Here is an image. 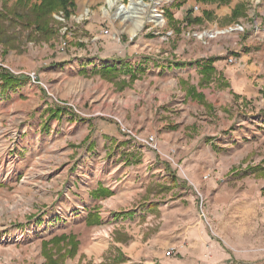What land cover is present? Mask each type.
<instances>
[{"label":"rangeland","instance_id":"obj_1","mask_svg":"<svg viewBox=\"0 0 264 264\" xmlns=\"http://www.w3.org/2000/svg\"><path fill=\"white\" fill-rule=\"evenodd\" d=\"M3 1L7 6L18 4L19 8L27 10L42 0H27L25 7H21L17 0H0V5ZM72 1L74 7L68 18L64 17L61 9L51 11V17L60 27L54 38L36 43L27 37L29 29L24 28L19 41L22 47L13 49L14 54L18 55L29 47L49 46L48 43L52 42L55 50L61 53L56 52V56L46 51V60L64 56L66 59L88 58L90 61L104 56L110 60V65L98 64L97 69L87 72L84 70H88L90 64L87 66L84 62L80 65L83 71L79 76L84 79L82 83L98 77L105 80L109 84L111 105L119 98L126 99L128 106L130 102L134 103L133 92H127L134 89L135 79L153 73L157 62H166L163 53L176 48L183 40L193 42L200 50L209 44L219 46L223 50L221 57H225L228 65L230 62L226 57L231 54L237 58L239 49L251 52V64L259 61L261 49H264V30L253 32L255 26L264 27V0H183L184 3L178 6L176 4L182 0H142L147 6L139 13V19L125 20L120 15L115 17V14L120 4H128L131 0H116L111 6L106 0ZM187 10H191L193 16H200L201 21L186 24L183 17ZM169 12L173 19L169 20ZM152 15L160 16L162 23L150 22ZM137 20H141V24L132 34L130 30L136 27ZM236 23L242 24L244 29L229 31V27ZM215 29H225L226 32L208 37ZM202 31H206V35L198 36ZM0 49V63H4L2 45ZM172 58L168 59L167 63H171L168 68L173 66L178 69L175 72L181 74L196 64H176ZM107 67L114 68V71L105 73L103 69ZM199 68L197 73L192 71L187 80H179L177 89L186 92L189 85L193 86L189 79L197 75L200 79ZM32 71H28V77L37 79ZM49 72L52 71L49 69ZM52 78L53 73L47 80ZM263 79V73L256 75L252 86L254 93L246 98L238 94L235 98L224 76L222 82L228 83L226 87L219 88L214 81L199 87L205 88V93L201 92L211 106L198 103L199 114L205 118L200 117L198 125L185 128L188 132L182 131L181 136L186 135L183 145L187 146L167 151L175 160L178 152H184V158L179 159L183 160L189 179L174 178V185L168 189L164 181H156L151 186L154 191L148 209L143 208L147 197L139 193L132 202L133 207H137V219L128 226V231L134 235L121 231L125 225L113 222L107 231L114 241L127 243L133 239L137 243L134 252L141 254V261L152 259L150 263L155 264H264V176L250 168L256 165L264 167ZM147 81L140 85L142 89L147 87ZM44 84L46 88L53 87V82ZM72 88L76 89L78 85L69 84L67 90ZM93 88L96 87L92 85ZM6 93L0 92V264H48V259H56L58 264H123L126 259L123 251L113 245L103 252L99 260H88L84 254L79 255L80 246L91 241L90 220L98 208L88 210L87 223L81 222L82 217L73 220V216L79 213L72 217L63 210L56 213L58 209L49 201L51 196L60 193L53 189L59 169H51L41 178L30 176L21 169V173L11 177L14 159L10 160V155L18 154L15 146L20 133L18 128H13V109ZM177 94H173L176 99ZM180 96L184 103L191 100L183 93ZM78 104L72 99L70 105L63 104L64 109L60 113L66 112V108L73 113L74 107L84 112L87 106ZM47 108L55 110L57 106ZM47 108L43 112L48 115ZM47 115L43 124L45 130L51 120ZM108 116L116 118L114 112ZM73 117L76 120L85 118L81 113ZM175 162L181 164L177 160ZM98 188L105 187L99 185ZM119 211L116 210L115 214H122V208ZM61 235L65 236L55 245L53 238ZM69 235L78 242L77 252L73 257L66 254L60 257L58 247H61L60 252L68 248ZM121 258L124 260L119 262Z\"/></svg>","mask_w":264,"mask_h":264},{"label":"crops","instance_id":"obj_2","mask_svg":"<svg viewBox=\"0 0 264 264\" xmlns=\"http://www.w3.org/2000/svg\"><path fill=\"white\" fill-rule=\"evenodd\" d=\"M255 29L253 32L258 33L264 27L260 29L255 26ZM48 44L50 46L52 42ZM178 45L163 53L166 62H157L153 73L144 75L142 79H135L132 85L134 89L127 92H133L134 96V103L130 102V106L124 98H119L111 105L109 84L99 77L89 81L85 79L88 83H82L83 77L79 74L83 71V66L80 65L84 62L87 66L90 64V68L84 70L87 72L97 69L98 64L110 65V60L104 56L90 61L88 58L77 57L66 59L64 56L46 60L47 53L57 56L56 52H61L55 50L54 44L50 47L43 44L38 48L29 47L18 55L11 49L4 55V63H0L13 72L17 71L15 73L30 75L28 71L33 70L37 78L29 77L22 85L6 93L13 109V128H18L20 133L15 146L18 154L10 155V160L14 159L11 164V177L21 173V169L38 178L45 176L51 169H59L53 189L60 193L51 196L49 201L58 209L56 213L63 210L70 217L79 213L73 216V220L77 221V218L82 217L81 222L85 223L88 210L98 208L97 214H92L90 220V232L93 234L91 241L81 245L78 252L79 255L84 254L85 259L99 260L103 252L113 245L123 251L126 258L123 264L140 262L141 254L134 252L137 243L133 239L127 243L114 241L107 231L110 224L116 222L117 225H125V229L121 231L134 235L128 231V226L137 219V207H133L132 202L139 197V193L147 197L143 208L148 209L151 207L154 191L151 186L156 181H164L168 189V186L174 185V178L178 180L181 176L182 180L189 179L183 160L179 159L184 156V152L177 153L176 160L181 163L178 164L175 158L169 157L167 151L187 146L183 145L186 135L181 136L182 131L188 132L185 128L198 125L199 118L205 117L199 114L197 100L191 99L184 103L183 98H179L181 93H186L181 92L180 88L177 89L180 87L179 80H187L192 71L197 73L199 64L207 58H213V66L229 81L232 92L246 98L254 93L252 86L256 75H264V49H261L259 61L252 64L249 62L251 52H242L239 49L237 58L231 54L226 57L227 61L233 59L228 65L225 57H221L223 50L219 46L209 44L200 50L187 40ZM169 58L177 61L176 64H196L190 66L185 74H181L175 72L178 69L173 66L168 68L171 64L167 63ZM52 73L53 78L47 80ZM146 80L147 87L142 89L140 85L146 83ZM198 80L199 75L192 76L189 82L199 92L202 90L205 93V88L198 87ZM50 82H53V87L46 88L44 83L48 85ZM74 83L78 88L67 90L69 84ZM92 85L96 88L91 89ZM259 88L262 89L261 84ZM175 92L178 93L177 99L173 95ZM72 99L78 105L85 104V111L74 107L75 112L72 113L66 108V112L48 122L49 128L45 130L43 124L47 113L43 112L44 108L54 105L62 108L63 104L70 105ZM110 112L115 113V119L108 116ZM77 113H81L84 120H76L73 116ZM202 120L203 123L204 119ZM171 125L176 127L170 128ZM148 134H154L153 147L137 146L133 136L145 137ZM176 166L183 169L179 172ZM99 185L112 190L113 194L94 197L91 191ZM120 208L122 214H115ZM141 262L150 263L153 260L145 259Z\"/></svg>","mask_w":264,"mask_h":264},{"label":"trees","instance_id":"obj_3","mask_svg":"<svg viewBox=\"0 0 264 264\" xmlns=\"http://www.w3.org/2000/svg\"><path fill=\"white\" fill-rule=\"evenodd\" d=\"M21 7H25L27 0H17ZM184 1H179L176 5H182ZM74 7V2L72 0H42L39 5H34L32 8H27L24 10L19 8L18 4H13L11 6H7L6 2L0 5V45L3 46L2 53L5 55L9 50H20V39L23 29H29L27 32V37L33 40L36 43H40L43 41H49L54 38L59 31V26L56 25V21L51 17V11L55 8L61 9L65 18H68L71 14V10ZM167 16L170 19L172 18V14L169 12ZM3 18V20H1ZM186 24L196 23L201 21L200 16H193L191 10H187L186 14L183 17ZM4 20H7L9 23H6ZM20 26V28H19ZM28 40V39H27ZM29 41V40H28ZM105 73H110V71H114V68L107 67L103 69ZM199 73L201 75L198 87H202L204 85H208L211 82H215L219 88H223L228 86V83H223V76L221 73L217 71V69L213 66V58H207L199 68ZM114 77V76H113ZM116 77V75H115ZM29 79L26 74H15L4 66L0 65V92L2 94L6 93L9 90H14L15 88L22 85L25 81ZM113 79V78H111ZM185 96L191 97L193 100H197L201 104H205L208 107L211 105L207 102L204 94L199 92L195 85L188 86ZM236 98L237 95L234 94ZM64 108L57 107L55 110L52 108H47L48 111V119H52L57 117L60 112L63 111ZM80 120H84V118H79ZM175 125H171L170 128H175ZM264 163V160L262 161ZM254 173H260L264 176V167L261 165L251 166L250 167ZM93 196H109L112 194V191L105 188H98L91 193ZM65 235L58 236L57 238H53L55 241V245H57L58 240L64 238ZM69 246L65 249V251L60 252L61 247H58L60 257H63L65 254L69 257H73L77 252L78 242L73 235H69ZM54 247H57L55 246ZM48 254V253H47ZM48 257L50 255H47ZM48 264H58L56 259H48ZM124 258L119 260L123 261ZM124 262V261H123ZM80 264V263H78ZM87 264H109V263H87ZM129 264H155V263H146V262H133Z\"/></svg>","mask_w":264,"mask_h":264},{"label":"bare ground","instance_id":"obj_4","mask_svg":"<svg viewBox=\"0 0 264 264\" xmlns=\"http://www.w3.org/2000/svg\"><path fill=\"white\" fill-rule=\"evenodd\" d=\"M160 0H156L158 2ZM106 2L111 6L113 5L116 0H106ZM147 4L143 2L142 0H131L128 4H120L115 17L121 16L122 20L129 19V18H138L139 19V13L143 10L144 7H146ZM86 12V11H85ZM150 22L153 24L162 23V18L157 15H152L149 19ZM137 22L136 27L132 28L130 31L133 34L135 32V29L139 27L141 24V20L135 21Z\"/></svg>","mask_w":264,"mask_h":264},{"label":"built area","instance_id":"obj_5","mask_svg":"<svg viewBox=\"0 0 264 264\" xmlns=\"http://www.w3.org/2000/svg\"><path fill=\"white\" fill-rule=\"evenodd\" d=\"M194 8H197V6H194ZM157 14L162 16V14L160 13H157ZM229 29H230L229 31H242L244 27L242 24L236 23L234 26H230ZM225 32H226L225 29H215L211 32V34L208 35V37H217L221 34H224ZM206 33H207L206 31H202L198 34V36L201 37L204 34L206 35ZM229 61H233V59L230 58ZM133 137H134L133 140L137 146H140V147H145V146L151 147L152 146L153 147L154 136L147 135L145 137H137L136 135H134ZM201 215L204 216V213L202 211H201Z\"/></svg>","mask_w":264,"mask_h":264}]
</instances>
